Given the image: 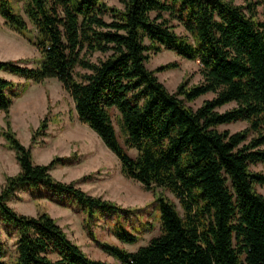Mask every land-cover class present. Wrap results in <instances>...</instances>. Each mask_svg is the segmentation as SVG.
I'll return each mask as SVG.
<instances>
[{"label": "trees", "instance_id": "trees-1", "mask_svg": "<svg viewBox=\"0 0 264 264\" xmlns=\"http://www.w3.org/2000/svg\"><path fill=\"white\" fill-rule=\"evenodd\" d=\"M242 1L0 0L3 24L39 53L34 66L0 59V70L24 78L0 74V134L20 166L0 189V227L14 236L10 250L0 235V264H114L89 256L47 211L22 213L8 203L17 190L39 184L64 194L58 203L79 208L87 234L121 264H264V194L256 189L264 185V20L256 18L264 0ZM162 49L197 59L201 79L184 78L170 91L156 73L179 62L146 64ZM50 77L117 156L121 172L155 193L160 232L135 250L100 240L91 228L99 216L116 215L112 232L134 243L138 234L121 220L134 208L55 178L50 170L71 156L36 163L11 127L13 98ZM207 93L212 96L190 104ZM238 120L247 125L218 128ZM47 122L44 115L32 143L43 141L36 135H46ZM258 163L263 170L251 168ZM157 187L172 192L181 211Z\"/></svg>", "mask_w": 264, "mask_h": 264}, {"label": "rangeland", "instance_id": "rangeland-1", "mask_svg": "<svg viewBox=\"0 0 264 264\" xmlns=\"http://www.w3.org/2000/svg\"><path fill=\"white\" fill-rule=\"evenodd\" d=\"M108 4L120 6L118 0H106ZM242 4V0H234ZM21 2H19L20 4ZM256 18L264 20V4L256 7ZM181 31V27L176 28ZM39 53L28 40L8 28L0 18V59H18L23 63L34 66L37 64ZM177 60V68L158 71V78L170 91H174L177 84L184 78L189 83L201 79L199 72V61L188 59L177 55L170 49H162L153 54L147 61L149 68H154L160 63ZM0 74L14 81L24 79L16 74L0 70ZM212 96V93L204 94L193 102L197 106L201 101ZM235 105L234 101L219 107L224 110ZM10 124L19 140L31 149L32 159L36 163H48L52 157L71 156L72 161L65 164H57L50 171L51 174L63 181H75L77 186L94 195H101L119 203L125 207L134 208L128 217H121L125 226L138 234L134 243L123 242L112 232V222L116 215L105 214L99 216L91 228L96 237L128 250H135L139 245L145 244L152 236L159 234V221L157 218V203L155 193L146 189L143 184L121 172V163L117 156L104 144L101 138L84 122L80 121L74 109L71 95L62 87L59 80L54 77L41 82H30L26 90L14 97L10 105ZM47 115L48 122L46 135H36L43 141L32 143V132L39 125L41 119ZM112 116L119 141L123 144V136L117 123V111L112 109ZM247 122L238 120L224 123L219 129L228 128L235 131L244 128ZM4 126L3 112L0 110V127ZM125 146V145H124ZM131 156L136 154L134 148L126 147ZM19 163L15 158L14 150L9 148L5 139L0 134V189L5 182L6 175L15 174L19 169ZM254 170H263L258 163L251 165ZM256 189L264 194V185L256 184ZM175 201L177 208L181 211L178 198L168 189L156 188ZM41 194L42 196H38ZM60 194L49 189L44 184L36 188L25 186L17 190L8 203L17 211L27 214H36L47 211L55 217L57 222L65 229L68 236L76 241L81 248L91 257L107 260L114 264H121L110 254L103 251L97 243L87 234L84 227V213L73 205H62L55 199ZM152 223L151 229H143L144 225ZM1 224V223H0ZM1 238L6 242L8 248L13 250L14 236H7L0 227Z\"/></svg>", "mask_w": 264, "mask_h": 264}, {"label": "crops", "instance_id": "crops-1", "mask_svg": "<svg viewBox=\"0 0 264 264\" xmlns=\"http://www.w3.org/2000/svg\"><path fill=\"white\" fill-rule=\"evenodd\" d=\"M12 74V73H11ZM23 78V77H22ZM51 78V77H50ZM24 79V78H23ZM46 79H48V78H46ZM58 80V79H57ZM32 83V82H31ZM77 114V113H76ZM78 117V116H77ZM93 130V129H92ZM94 131V130H93ZM95 132V131H94ZM95 134H97L96 132H95ZM19 165V164H18ZM19 169H20V166H19ZM18 169V170H19Z\"/></svg>", "mask_w": 264, "mask_h": 264}]
</instances>
